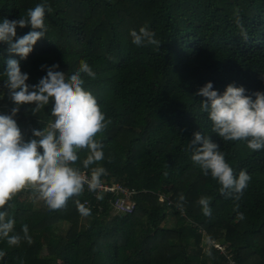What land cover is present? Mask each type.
Listing matches in <instances>:
<instances>
[{"label": "trees", "instance_id": "16d2710c", "mask_svg": "<svg viewBox=\"0 0 264 264\" xmlns=\"http://www.w3.org/2000/svg\"><path fill=\"white\" fill-rule=\"evenodd\" d=\"M41 2L0 0V18L18 19ZM47 6L46 36L20 61L22 71L31 84L46 62L55 60L65 71L81 59L89 63L96 75L83 76V86L105 113V127L95 137L104 158L85 169L81 149L74 166L88 173L104 167L100 179L134 189L136 207L115 213L113 195L95 197L83 189L64 207L49 209L26 186L5 207L16 231L27 224L31 241H0V264L21 258L23 264H230L228 255L237 264H264V149L223 141L195 94L208 81L220 92L229 83L249 95L264 91V0H47ZM145 25L160 46L131 42L129 30ZM29 30L18 27L17 34ZM6 48L0 44V71ZM12 106L7 95L0 99V112ZM31 107L21 105L16 116L24 138L50 118L46 108L31 113ZM196 131L220 145L234 172L250 175L239 200L221 194L220 185L191 161L185 148ZM202 196L209 215L197 202ZM77 201L88 215L78 211Z\"/></svg>", "mask_w": 264, "mask_h": 264}, {"label": "clouds", "instance_id": "9594fccd", "mask_svg": "<svg viewBox=\"0 0 264 264\" xmlns=\"http://www.w3.org/2000/svg\"><path fill=\"white\" fill-rule=\"evenodd\" d=\"M47 10V0H42L18 19L0 18V44L7 45L9 54L0 71V99L7 95L13 104L9 112H0V241L8 245L21 239L31 241L27 224L21 223L20 231H16L15 220L5 207L15 193L31 186L49 209H60L69 198L80 194L85 184L89 191L96 190L106 172L97 165L91 167L86 178L74 166L81 149L86 151L81 161L85 169L104 158L103 146L95 137L105 127V113L96 96L83 86V76L96 75L89 63L81 59L77 67L65 71L55 66V60L46 62L36 82L31 84L29 73L22 71L20 61L26 60L37 41L46 36ZM235 23L241 38L247 40L239 16ZM26 26L30 30L18 35L17 28ZM129 36L136 46H160L154 31L146 25L130 29ZM246 92L245 87L235 83L227 84L220 92L208 81L195 94L203 98L200 111L211 122L213 133L223 141H245L250 150L257 151L264 149V91L250 95ZM28 104L32 105L31 113L46 108L50 118L40 126L34 125L32 135L24 138L16 116L20 106ZM185 151L205 176L210 175L220 185L221 194L240 199L251 177L244 169L234 172L210 135L194 132ZM183 200L181 194L179 201ZM197 202L203 213L209 215L208 199L202 196ZM77 209L82 215L89 214V209L78 201ZM3 256L0 250V258ZM17 264H23V259Z\"/></svg>", "mask_w": 264, "mask_h": 264}, {"label": "built area", "instance_id": "2783aa9c", "mask_svg": "<svg viewBox=\"0 0 264 264\" xmlns=\"http://www.w3.org/2000/svg\"><path fill=\"white\" fill-rule=\"evenodd\" d=\"M81 173L84 174L86 178L90 175V173L86 171H83ZM84 189L89 191L86 184L84 186ZM89 192L92 193V195L95 197H99L101 194L113 195L114 199L113 201L111 200L109 203L111 205L110 207L115 213H132L136 207V202L132 200V196L136 193V191L120 182L110 183L100 179V184L98 188L94 191ZM85 203L89 204L88 200ZM215 246L226 254V252L224 251V246L222 244L217 243L215 244ZM228 257L230 258V264H237L236 261L230 257V255H228Z\"/></svg>", "mask_w": 264, "mask_h": 264}, {"label": "rangeland", "instance_id": "374dc122", "mask_svg": "<svg viewBox=\"0 0 264 264\" xmlns=\"http://www.w3.org/2000/svg\"><path fill=\"white\" fill-rule=\"evenodd\" d=\"M4 108H5V107H4ZM26 207H27V208H31V207H32V201H31V200H29V201L26 203ZM112 215H114V213H113ZM206 249H208V248H207V245H206Z\"/></svg>", "mask_w": 264, "mask_h": 264}]
</instances>
